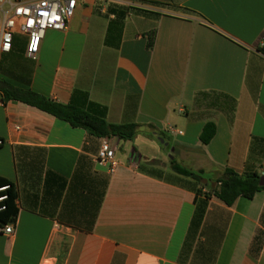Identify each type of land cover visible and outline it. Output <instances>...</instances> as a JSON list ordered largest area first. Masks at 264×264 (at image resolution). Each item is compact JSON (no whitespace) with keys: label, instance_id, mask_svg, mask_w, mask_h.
<instances>
[{"label":"crops","instance_id":"0c3cea01","mask_svg":"<svg viewBox=\"0 0 264 264\" xmlns=\"http://www.w3.org/2000/svg\"><path fill=\"white\" fill-rule=\"evenodd\" d=\"M263 38L264 0H79L36 61L17 35L0 82L138 129L109 138L110 174L94 162L102 139L0 93V177L19 208L0 264H264V191L206 200L170 164L264 173Z\"/></svg>","mask_w":264,"mask_h":264},{"label":"trees","instance_id":"16d2710c","mask_svg":"<svg viewBox=\"0 0 264 264\" xmlns=\"http://www.w3.org/2000/svg\"><path fill=\"white\" fill-rule=\"evenodd\" d=\"M152 36L149 38L148 47L153 45ZM264 52V48L262 49ZM0 93L2 94V102L19 101L29 106L35 107L47 114H50L57 119L69 123L74 128L86 130L91 136L99 139H109L117 137L124 141H131L137 134V124L114 125L109 124L102 116L89 113L86 109L76 106L72 103L62 104L44 95L38 94L32 90H23L15 88L7 83L0 82ZM216 125L207 123L201 133L200 140L203 145H208L216 134ZM4 144V140L0 139V147ZM26 150V148H17L18 151ZM37 160L44 164L45 151L42 149L33 150ZM171 169L180 176L189 178L197 185V196H204L206 200L217 198L228 206H233L239 198L252 199L254 196L264 191V187L260 186V178L262 174L257 170L247 171L240 174L237 171L226 168L224 175L216 179H209L203 171H192L181 166L176 160L170 162ZM104 186L103 194L106 192ZM199 186V187H198ZM0 229L7 224L16 223L19 215L17 206L18 189L15 183L10 180L0 177ZM98 203L97 212L100 208ZM96 212V216H97ZM201 210L197 219L201 220L203 215Z\"/></svg>","mask_w":264,"mask_h":264},{"label":"built area","instance_id":"2783aa9c","mask_svg":"<svg viewBox=\"0 0 264 264\" xmlns=\"http://www.w3.org/2000/svg\"><path fill=\"white\" fill-rule=\"evenodd\" d=\"M78 4L79 0H0V56L12 51L15 38L20 34L27 37L26 56L36 61L47 32L67 30ZM260 44L263 49L264 38ZM94 162L110 174L117 170L116 150L109 139H102ZM15 229L16 223H10L0 232L12 236Z\"/></svg>","mask_w":264,"mask_h":264},{"label":"water","instance_id":"95a60500","mask_svg":"<svg viewBox=\"0 0 264 264\" xmlns=\"http://www.w3.org/2000/svg\"><path fill=\"white\" fill-rule=\"evenodd\" d=\"M260 186L264 187V175L260 178Z\"/></svg>","mask_w":264,"mask_h":264}]
</instances>
